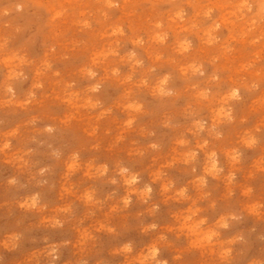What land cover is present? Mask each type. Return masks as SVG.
Returning a JSON list of instances; mask_svg holds the SVG:
<instances>
[{"label":"rangeland","instance_id":"1","mask_svg":"<svg viewBox=\"0 0 264 264\" xmlns=\"http://www.w3.org/2000/svg\"><path fill=\"white\" fill-rule=\"evenodd\" d=\"M0 264H264V0H0Z\"/></svg>","mask_w":264,"mask_h":264},{"label":"clouds","instance_id":"2","mask_svg":"<svg viewBox=\"0 0 264 264\" xmlns=\"http://www.w3.org/2000/svg\"><path fill=\"white\" fill-rule=\"evenodd\" d=\"M236 95H237V93L235 91H233L232 96L235 97ZM213 169H215V164H213ZM149 191H150V189H149ZM34 204H35V198H33V205ZM223 226L227 227V224L225 223ZM53 251H55V250H53ZM156 254H157V250H153L152 255L156 256Z\"/></svg>","mask_w":264,"mask_h":264}]
</instances>
